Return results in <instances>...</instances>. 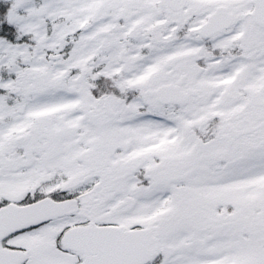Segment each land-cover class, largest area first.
Listing matches in <instances>:
<instances>
[{
    "label": "snow or ice",
    "instance_id": "snow-or-ice-1",
    "mask_svg": "<svg viewBox=\"0 0 264 264\" xmlns=\"http://www.w3.org/2000/svg\"><path fill=\"white\" fill-rule=\"evenodd\" d=\"M0 264H264V0H0Z\"/></svg>",
    "mask_w": 264,
    "mask_h": 264
}]
</instances>
